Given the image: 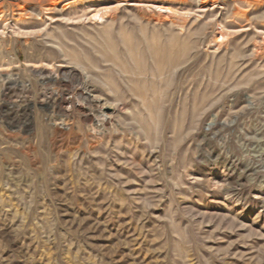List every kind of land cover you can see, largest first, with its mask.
<instances>
[{"label": "rangeland", "instance_id": "1", "mask_svg": "<svg viewBox=\"0 0 264 264\" xmlns=\"http://www.w3.org/2000/svg\"><path fill=\"white\" fill-rule=\"evenodd\" d=\"M0 264H264V0H0Z\"/></svg>", "mask_w": 264, "mask_h": 264}]
</instances>
